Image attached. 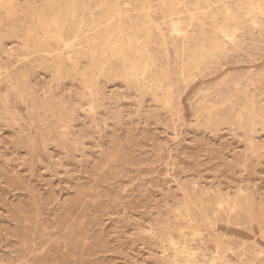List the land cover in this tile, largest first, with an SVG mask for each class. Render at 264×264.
I'll return each instance as SVG.
<instances>
[{"label":"rangeland","instance_id":"obj_1","mask_svg":"<svg viewBox=\"0 0 264 264\" xmlns=\"http://www.w3.org/2000/svg\"><path fill=\"white\" fill-rule=\"evenodd\" d=\"M0 23V264H264V0H0Z\"/></svg>","mask_w":264,"mask_h":264},{"label":"bare ground","instance_id":"obj_2","mask_svg":"<svg viewBox=\"0 0 264 264\" xmlns=\"http://www.w3.org/2000/svg\"><path fill=\"white\" fill-rule=\"evenodd\" d=\"M47 2H48V1H47ZM49 2H50V1H49ZM3 3H4V2H3ZM9 3H10V2H9ZM23 4H25V3H23ZM71 4H72V3H71ZM133 4H134V3H133ZM176 4H177V3H176ZM1 5H2V4H1ZM50 5H52L51 2H50ZM2 6H3V5H2ZM26 6L29 7L28 5H26ZM70 6H71V5H70ZM20 7H21V6H20ZM20 7H18V8H20ZM22 7H23V6H22ZM22 7H21V8H22ZM39 7H41V4H40ZM51 7H52V6H51ZM163 7H164V6H163ZM18 8H16V9H18ZM253 8H254V7H253ZM48 9H49V6H48ZM42 10H43V9H42ZM28 11H29V10H28ZM26 12H27V11H26ZM225 12H227V11L225 10ZM257 12H258V11H257ZM259 12H260V11H259ZM9 13H11V12H9ZM33 13H34V12H33ZM36 13H37V12H36ZM27 15H28V14H27ZM71 15H72V14H70V16H71ZM10 16H11V14H10ZM18 16H19V15H18ZM28 16H29V15H28ZM36 16H37V15H36ZM43 16H45V15H43ZM161 16H162V15H161ZM177 16H178V15H177ZM13 17H14V16H13ZM30 17H31V16H30ZM46 17H47V16H46ZM90 17H91V16H90ZM171 17H172V16H171ZM47 18H48V17H47ZM51 18H52V17H51ZM58 18H59V17H58ZM88 18H89V17H88ZM35 19H36V18H35ZM55 19H56V18H55V16H54V18H52V20H54V21H53V22H50V21H49V22H50L51 26L53 27V29H56L57 31H60V29H61L60 26H61V25L59 26V24L57 23L58 21L56 22ZM11 20H12V19H11ZM11 20H9V21H11ZM14 20H15V19H14ZM26 20H27V19H26ZM37 20H38V19H37ZM48 20H50V19L48 18ZM86 20H87V19H86ZM176 20H177V19H176ZM43 21H44V20H43ZM45 21H46V19H45ZM37 22H38V21H37ZM37 22H36V23H37ZM7 23H8V22H7ZM25 23H26V22H25ZM25 23H24V24H25ZM164 23H165V22H164ZM0 24H1V23H0ZM61 24H63V23H61ZM11 25H13V24H11ZM11 25H10V26H11ZM18 25H19V23H18ZM40 25H41V24H40ZM220 25H221V24H220ZM25 26L28 27L27 25H25ZM67 26H68V25H67ZM38 27H39V26H38ZM40 27H41V26H40ZM47 27H48V26H47ZM45 28H46V27H45ZM222 28H223V27H222ZM96 29H97V28H95V30H96ZM35 30H36V29H35ZM38 30H40V29H38ZM148 30H149V29H148ZM57 31H55V32L57 33ZM86 31H87V29H86ZM218 31H219V30H218ZM93 32H94V31H93ZM34 33L36 34V32H34ZM29 34H30V32H29ZM31 34H32V33H31ZM47 34H49V32H48ZM74 34H75V33H74ZM82 34H83V33H82ZM178 34H180V33H178ZM49 35H50V34H49ZM58 35H59V34H58ZM58 35H57V36H58ZM75 36H76V35H75ZM177 36H178V35H177ZM225 36H226V35H225ZM84 37H86V36H84ZM122 37H123V36H122ZM226 37L229 38V36H226ZM55 38H56V36H55ZM94 38H95V37H94ZM94 38H93V39H94ZM56 39H57V38H56ZM86 39H88V38L86 37ZM162 39H163V38H162ZM36 40H37V39H36ZM79 40H81V39H79ZM75 41H76V40H74V42L71 41V43H75ZM88 41H89V40H88ZM88 41H87V42H88ZM30 42H31V41H30ZM47 43H48V42H47ZM194 43H195V42H194ZM44 44H45V43H44ZM87 44H88V43H87ZM87 44H86V45H87ZM136 44H137V43H136ZM72 45H73V44H72ZM81 45H82V44H81ZM86 45H85V46H86ZM37 46H38V45H37ZM67 46H68V45H67ZM87 46H88V45H87ZM123 46H124V45H123ZM88 47H89V46H88ZM104 47H105V46H104ZM217 47H218V46H217ZM89 48H90V47H89ZM89 48H88V49H89ZM218 48H219V47H218ZM72 49H73V46H72ZM88 49H87V50H88ZM28 50H29V49H28ZM28 50H27V51H28ZM73 50H77V49L74 48ZM54 51H55V50L49 51V53L54 52ZM80 51H83L82 48L80 49ZM137 51H138V50H137ZM55 52L57 53V51H55ZM138 52H139V51H138ZM214 52H215V51H214ZM136 53H137V52H136ZM92 54H96V53H95V51H94L93 49L90 48V50L88 51V53H87V52H79L77 55H81V56H87V55H89V56L91 57ZM137 54H138V53H137ZM51 55H52V54H51ZM97 55H98V53H97ZM37 56H38V55H37ZM69 56H71V55H69ZM38 57H39V56H38ZM45 57H46V55H45ZM73 57H74V55H73ZM94 57H95V56H94ZM98 57H99V56H98ZM98 57H97V58H98ZM52 58H53V65H54L53 68H56V69H57V72H59L60 69H61V67H64V66H63V62H62L64 59H63V57H62L60 54H58V53L55 54ZM78 58H79V57H78ZM80 58H81V57H80ZM80 58H79V59H80ZM97 58H96V59H97ZM91 59H92V58H91ZM141 59H143V57H141ZM0 60H1V59H0ZM65 60H67V59L65 58ZM74 60H75V59H74ZM82 60H83V59H82ZM85 60H86V59H85ZM67 61H68V60H67ZM91 61H93V60H91ZM116 61H117V60H116ZM128 62H129V64H130V63H133L131 60H130V61L128 60ZM199 62H200V56H198V58H196L195 60H191V62H190V64H189L188 67L191 68V69H195V68L197 67V65H198ZM68 63H69V62H68ZM73 63H74V62H73ZM69 64H70V63H69ZM76 64H77V63H76ZM92 64H93V63H92ZM49 65H51V64H49ZM145 65H146V64H144L143 69L146 67ZM51 66H52V65H51ZM55 66H56V67H55ZM86 66H87V65H86ZM90 67H91V66H90ZM92 67H93V66H92ZM92 67H91L90 69H92ZM183 67H184V66H183ZM188 67H187V68H188ZM9 68H10V67H9ZM185 68H186V67H184V69H185ZM143 69L140 68V67H137V68H134V69H133V72H135V73H139V72H141ZM185 70H186V69H185ZM72 71H73V70H72ZM87 71H88V70H87ZM163 71H164V70H163ZM167 71H168V70H167ZM74 72H75V71H73V73H74ZM88 72H89V71H88ZM164 72H165V71H164ZM73 73H72V74H73ZM123 73H124V70H123ZM77 74H78V73H77ZM83 74H84V73H83ZM83 74H82V75H83ZM85 74H86V73H85ZM181 74H182V73H181ZM185 74H186V73H185ZM66 76H67V75H66ZM59 77H60V76H59ZM125 77H126V76H125ZM83 78H84V77H83ZM84 79H85V78H84ZM131 79H132V77H131ZM132 80H133V79H132ZM95 88H96V87H95ZM156 89H157V88H156ZM155 91H156V90H155ZM158 91H160V87H159V90H158ZM12 92H13V91H12ZM160 93H161V92H160ZM163 97H164V96H163ZM14 99H15V98H14ZM153 99L155 100V98H153ZM165 102H166V101H164V103H165ZM44 103H45V102H44ZM53 103H54V102H53ZM166 103H167V102H166ZM54 104H55V103H54ZM49 105H51V104L49 103ZM52 105H53V104H52ZM166 105H167V104H166ZM53 106H54V105H53ZM56 106H57V104H56ZM47 107H48V105H47ZM50 107L52 108V106H50ZM51 108H50V109H51ZM54 108H55V107H54ZM50 109H49V110H50ZM43 112H44V111H43ZM30 123H31V122H30ZM31 124H32V123H31ZM28 125H29V124H28ZM184 207H185V206H184ZM187 214H188V213H187ZM201 215H202V214H201ZM170 240H171V239H170ZM170 244H171V243H170ZM172 246H173V245H172ZM172 246H171V247H172ZM216 246H217V245H216ZM173 247H174V246H173ZM174 248H175V247H174ZM173 250H174V249H173ZM183 253H184V252H183ZM187 255H188V254H187ZM182 257H183V256H182ZM184 257H185V256H184ZM189 257H190V256H189ZM166 258H167V257H166ZM181 259H183V258H181ZM167 260H168V259H167ZM172 261H173V260H172ZM173 264H174V263H173ZM185 264H187V263H185Z\"/></svg>","mask_w":264,"mask_h":264}]
</instances>
